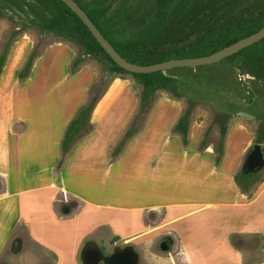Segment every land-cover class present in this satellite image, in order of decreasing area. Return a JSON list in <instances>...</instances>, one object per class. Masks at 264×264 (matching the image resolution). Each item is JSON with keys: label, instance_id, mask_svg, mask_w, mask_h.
Returning <instances> with one entry per match:
<instances>
[{"label": "crops", "instance_id": "obj_1", "mask_svg": "<svg viewBox=\"0 0 264 264\" xmlns=\"http://www.w3.org/2000/svg\"><path fill=\"white\" fill-rule=\"evenodd\" d=\"M29 50L30 44L0 94V264H81L78 252L86 238L129 244L162 231L177 264H264V169L250 195L233 180L252 135L244 136L236 126L234 133L243 141L227 161L228 127L214 165V145L197 150L203 124L189 123V115L182 146L179 133L170 131L179 117L177 104L155 99L141 130L111 162L109 149L138 104L127 81L114 77L90 113L91 131L71 146L55 171L64 128L86 101L88 76L81 68L65 78L72 51L56 42L45 45L28 76L18 80ZM115 80L121 88L96 114ZM69 201L74 204L68 207ZM148 212H160L166 226H147ZM248 235L259 238L258 257L251 261L244 245L233 241Z\"/></svg>", "mask_w": 264, "mask_h": 264}, {"label": "trees", "instance_id": "obj_2", "mask_svg": "<svg viewBox=\"0 0 264 264\" xmlns=\"http://www.w3.org/2000/svg\"><path fill=\"white\" fill-rule=\"evenodd\" d=\"M87 15L100 34L127 62L147 65L168 59L207 55L242 37L257 31L264 25V0H135L133 7H121L119 12L106 15L116 0H94L92 6L85 0H73ZM5 9L27 11L28 23L41 32L78 46L80 53L70 62V72L82 62L84 56H92L104 63L110 73L129 74L139 84L137 109L120 139L112 146L110 156L120 153L126 141L142 126L159 89L169 90L176 95L175 78L164 72H128L109 58L92 37L81 20L60 0H0ZM20 27L16 28L19 30ZM264 37L248 47H255ZM5 41L0 50V71L9 48ZM240 52L228 56L232 57ZM35 46L29 50L23 64L16 72L18 80L25 79L34 58ZM247 70L251 76L264 81V46L247 58ZM87 101L80 104L66 124L59 142L60 156L56 167H60L71 146L89 133L92 125L90 113L102 95L93 90ZM103 91V89H102ZM95 92V93H94ZM190 108L187 107L173 124V131L180 135L182 146L187 144V127ZM209 127L206 128L208 131ZM226 122H219V137L214 144V163L218 164L223 152ZM253 143L264 141V124L258 126ZM205 145L204 136L197 149ZM239 191L248 194L252 183L261 181V174L244 172L240 169L233 175Z\"/></svg>", "mask_w": 264, "mask_h": 264}, {"label": "rangeland", "instance_id": "obj_3", "mask_svg": "<svg viewBox=\"0 0 264 264\" xmlns=\"http://www.w3.org/2000/svg\"><path fill=\"white\" fill-rule=\"evenodd\" d=\"M85 1L89 2L90 6H92L94 2V0ZM134 4L135 0H116L107 11L106 15L119 12L121 7H133ZM29 17L30 15L27 11L18 12L16 9L11 8L9 10L0 5V50L5 41H8L10 44L5 65L0 75V94L12 81L16 67L24 56L29 44L30 49L32 46H35L38 54L45 45L61 42L68 46V48L72 51L71 58L68 63L65 64V78H70L81 68L88 76L84 87L86 101L92 94V91H90V85H92L95 92L103 94L105 88L114 77L123 78L127 81V91H129L128 94L131 95L132 99L133 97L138 96L140 84L135 78L129 74L118 75L110 73L104 63L94 59L90 55L84 56L82 58V62L76 66V70L74 72H70L69 68L71 60L80 53L78 46L72 42L54 36L47 31L41 32L37 27L28 23ZM18 27H20V29L16 30ZM248 46L241 48L240 52L232 57L226 56L216 62L206 65L170 68L163 71L165 74L175 78L176 95H173L169 90L159 89L154 93V100L152 102L154 103L155 99L158 102L164 101L165 103L171 100L177 104V109H179L180 112L179 115L187 107H189V115L191 117V119H189V123L193 121V123L198 122L203 124L202 133H197L199 136H196V140L199 141L204 136L205 144L211 143L214 145L216 143L219 137V122L222 118H224L226 122V131L228 127L230 129L227 139V161L228 158L230 160L232 151L236 148V146L240 145V141H243V137H238L234 133L236 126L239 130L243 129L244 136L248 133V135L253 136L254 140L255 132L258 126L264 124V81L254 78L247 70V58L264 46V40L259 42L255 47ZM34 72H36V69ZM120 88V81H113V83L108 87L106 94L101 99V102L96 106V114H100L102 112L103 107L106 106L108 101L118 92ZM135 107H137V104ZM160 107H163V105ZM134 109L136 110V108ZM134 109L133 112H135ZM150 109L151 107L148 112ZM18 124L19 125H16V127L20 129L22 125H20V123ZM143 125L144 122L141 128ZM207 127H209L208 131H206ZM170 131L172 132L173 130L170 129ZM120 137L114 142V144L120 139ZM131 138L132 137H130L126 143ZM251 142L253 143L254 141ZM114 144L112 146H114ZM112 146L109 149L111 162L119 156L124 148L123 146L120 153L111 157L110 150ZM249 146L250 143L248 147ZM262 147L264 154V145H262ZM247 148L245 149L235 172L240 169V165L243 161ZM215 154L216 152L214 151V156ZM214 165L218 164L214 163ZM60 168L61 166L57 168L55 163L54 170L58 171ZM263 169L264 168L259 170L261 175L263 173ZM257 183L259 182L252 183L247 195L251 194V191ZM73 204L74 201H69L67 206H71ZM159 217L160 212H148L143 221L147 224V226H166L164 223L159 221ZM166 236L169 237L168 233L162 231L156 236H152L150 240H146L145 242L141 240L136 243L129 244H122L120 241L115 240L109 241L108 244H102L103 240L100 238L89 237L85 239L78 252V260L81 264H85L82 260L81 252L84 246H90L101 249L102 256L117 251H123L124 249L128 250L134 258V262L132 264H177L176 262H173L170 257L171 247L167 252H162L158 249V242ZM233 241L238 244L240 243V245H244L241 246V249H247L246 251L249 252L247 254L250 261L252 259L255 260L258 257L257 247L259 238L255 235L238 237ZM253 247H255V249H253ZM248 263L252 262L248 261ZM98 264H101V262Z\"/></svg>", "mask_w": 264, "mask_h": 264}, {"label": "water", "instance_id": "obj_4", "mask_svg": "<svg viewBox=\"0 0 264 264\" xmlns=\"http://www.w3.org/2000/svg\"><path fill=\"white\" fill-rule=\"evenodd\" d=\"M65 4L85 25L92 37L103 49V51L109 56V58L122 69L128 72L134 73H149L160 71L163 72L170 68L178 67H196L201 65H206L212 62H216L226 56H229L243 47L251 45L261 38L264 37V25H262L257 31L242 37L214 52L207 55L195 56V57H183L168 59L161 62L147 64V65H137L127 62L123 59L109 44V42L100 34L96 27L89 20L85 12L73 1V0H60ZM247 115V114H245ZM264 166V154L263 147L261 143H252L247 149L243 161L240 165V170L244 172H256L263 168ZM158 249L162 252H167L170 248V239L167 237L162 238L158 244ZM83 262L91 263L93 257L90 259L84 255ZM102 264H132L134 258L127 252L117 251L101 258Z\"/></svg>", "mask_w": 264, "mask_h": 264}, {"label": "flooded vegetation", "instance_id": "obj_5", "mask_svg": "<svg viewBox=\"0 0 264 264\" xmlns=\"http://www.w3.org/2000/svg\"><path fill=\"white\" fill-rule=\"evenodd\" d=\"M123 252L129 253V251L125 250V249L123 250ZM84 255H86L89 259L91 257H93V261L91 263L85 262V264H98L99 262H101V264H102V260H101V258H102V250L101 249L90 247V246H84V248H83V250L81 252L82 260L84 258Z\"/></svg>", "mask_w": 264, "mask_h": 264}]
</instances>
